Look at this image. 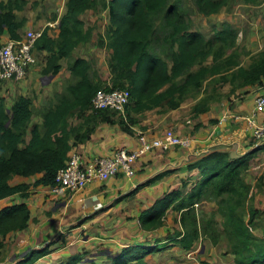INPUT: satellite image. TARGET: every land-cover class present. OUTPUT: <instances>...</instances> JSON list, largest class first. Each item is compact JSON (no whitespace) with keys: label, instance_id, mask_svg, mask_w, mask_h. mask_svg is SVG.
Segmentation results:
<instances>
[{"label":"trees","instance_id":"1","mask_svg":"<svg viewBox=\"0 0 264 264\" xmlns=\"http://www.w3.org/2000/svg\"><path fill=\"white\" fill-rule=\"evenodd\" d=\"M27 1L0 0V47L5 33L11 39H24L19 30L25 20L18 17V12L24 10ZM99 1L67 0L58 35H53L50 28L44 30L34 51L44 49L49 52L45 73H58L61 68L59 60L70 58L78 45L91 39L92 29L84 28L81 16L96 7ZM102 1L100 4L109 9L110 26L105 40H101L99 45L107 44L113 50L109 61L112 73L110 86L131 92L126 108L130 124L137 122L131 117L132 112L139 114L156 108L165 112L179 108L187 98L200 94L209 80L218 78L222 82H231L233 92L237 88L262 82L264 78V50L253 58L249 67L241 65L236 53L225 55L227 47L236 46L237 33L229 25L218 32L220 46L216 50L214 41L192 30L173 0H109L107 4ZM194 1L198 11L205 16L219 13L230 2ZM243 1L250 6H264V0ZM160 17H163V27L167 30L162 38L157 34L155 23ZM156 42L166 46L170 62L153 52ZM70 69L76 82L67 87L55 108L45 112L43 125L33 127L29 141L26 134L32 121L33 100L22 95L9 108L5 99L0 98V200L15 194L28 197L33 186H55L56 174L68 162L72 148L90 136L92 128L83 134L69 128L68 117L73 110L81 114L93 110L92 100L104 84L91 79V64L86 59H74ZM110 86L106 85V88ZM205 93L193 107L192 116L207 112L211 101L218 99L214 93ZM95 112L96 118H110L99 113L116 114L111 110ZM120 118L124 123L125 118ZM123 130L131 133L127 124ZM73 136L75 140L71 144ZM253 157L252 152L235 159L229 152L218 150L193 162L190 168L197 169L201 175L197 184L186 195L182 189L163 194L140 218L142 228L153 231L165 225L168 210L174 208L181 212V229L164 245L157 243L154 246L124 248L119 256L111 258V264H147L145 259L149 254L165 249L171 242L191 249L199 238H204L217 245L224 233L228 238V252L235 257L237 264H264V234L257 236L255 233L260 227L264 231V225L260 224L263 212L254 204L262 191L264 176H259L255 185L246 181ZM41 173L44 175L32 185L11 184L14 177L27 178ZM208 201L217 204V212L200 216L195 204ZM30 215L28 205L23 203L2 209L0 236L5 240L13 232L24 230ZM217 215L221 216V222L217 220ZM5 245L0 240V261ZM48 252L49 248L45 247L37 253L35 251V256L26 262L17 264H33ZM75 261L72 259L66 264Z\"/></svg>","mask_w":264,"mask_h":264},{"label":"crops","instance_id":"2","mask_svg":"<svg viewBox=\"0 0 264 264\" xmlns=\"http://www.w3.org/2000/svg\"><path fill=\"white\" fill-rule=\"evenodd\" d=\"M66 4L67 0H28L24 10L18 12V17L25 20L23 28L19 30L20 36L26 38L29 31H44L47 28L57 36ZM95 8L97 20L94 18L86 23V29H92L91 39L78 45L70 58L59 60L61 68L58 73L44 72L50 54L44 49H36L37 63L29 69L25 79L0 84V98L5 99L9 108L22 95L33 100L27 141L31 138L33 127L43 125L45 112L55 108L67 87L76 82L70 69L74 59L83 58L90 62L89 74L94 82L110 84L112 73L109 61L113 50L107 44L99 45L101 40H105L110 26L109 9L100 2ZM88 11L81 16L83 21ZM103 16L105 19H98ZM9 38L5 33L2 43ZM233 89V85L228 83L221 87L220 94L214 91L218 99L211 101L207 112L196 117L192 116V109L206 94L205 88L197 96L186 99L177 109L163 112L160 111L162 108H156L139 114L132 112L131 117L137 119L134 124L127 120V114L99 113L110 117L107 119L96 118L94 110L84 114L73 110L68 117L69 128H75L81 134L89 128L92 130L87 140L72 148L70 156L79 153L85 160L93 161L119 149L140 153L144 147L143 137L150 144L162 142L170 130L177 136L190 138V145H176L168 149L153 147L140 153L132 178H127L120 171L109 180H95L76 192L57 195L52 192L51 186L39 185L30 188L28 197L15 194L0 200V211L22 203L27 204L31 211L24 230L13 232L5 240L0 236V240L6 244L5 249L1 250L0 263L26 262L35 256V251L37 253L48 247L49 252L33 264H66L72 259H76L73 264H111V258L119 256L124 248L154 246L157 243L164 245L181 229V212L169 209L165 225L153 231L142 228V213L167 192L182 189L186 195L201 179L199 171L191 169L190 165L214 151H227L235 159L253 152L246 181L255 185L258 177L264 176V143L254 140L245 118L255 115L258 122L264 118L255 110L256 98L264 94V78L254 85L232 92ZM234 115L240 119L234 118ZM121 116L126 122H122ZM126 124L131 133L123 130ZM74 140L73 136L70 143L73 144ZM43 175L14 177L11 184L32 185ZM254 204L263 212L261 222H264V179L262 191ZM216 217L218 220L219 215ZM255 233L263 236V228L255 230ZM223 238L222 234L220 241ZM207 243L210 244L207 239L199 238L191 249H185L171 242L165 249L149 254L145 261L147 264H237L229 249H202Z\"/></svg>","mask_w":264,"mask_h":264},{"label":"built area","instance_id":"3","mask_svg":"<svg viewBox=\"0 0 264 264\" xmlns=\"http://www.w3.org/2000/svg\"><path fill=\"white\" fill-rule=\"evenodd\" d=\"M43 32V30L29 31L24 39L9 38L2 43L0 47V84L3 81L25 79L29 69L37 63L34 49ZM130 98L131 92L129 89H118L111 86L108 89L104 87L97 91L92 100V107L95 110H111L125 115ZM255 104L257 113L263 114L264 117V94L256 98ZM234 116V118L240 119L238 115ZM245 120L254 140L264 143V118L261 122H258L255 115H253L246 117ZM141 140L144 147L140 153L150 151L153 147L168 149L176 145H190V138L177 136L172 130L167 132L166 140L162 142L150 144L144 137ZM140 153L119 149L111 155L101 156L93 161H87L83 155L74 153L70 156L66 165L57 172L52 192L57 195L76 192L95 180H109L120 171L127 178H132L135 174V163ZM198 205L195 204L196 207Z\"/></svg>","mask_w":264,"mask_h":264},{"label":"rangeland","instance_id":"4","mask_svg":"<svg viewBox=\"0 0 264 264\" xmlns=\"http://www.w3.org/2000/svg\"><path fill=\"white\" fill-rule=\"evenodd\" d=\"M105 1L107 4V0ZM173 4H176L179 7L180 11L188 20L193 31L200 32L206 37L207 40L214 41L216 50H218L220 46V43L217 41L218 32L224 29L225 25H229L228 27L237 33L236 46L227 47L225 55L227 56L230 53H236L239 56L238 60L242 66H249V64L253 61V58L264 50V6H250L245 4L243 0H230L229 5L223 8L219 13L211 16H205L198 11L194 0H173ZM87 13L88 14L84 21L85 29L87 26L86 23L92 22L94 18L97 20L98 15L95 7L89 9ZM105 15H107V12ZM98 19H105V17H99ZM155 23L157 34L160 38H162V35L167 33V30L163 27V17L158 18ZM153 52L170 62L169 51L167 50L166 46L162 44V42H156ZM228 83L233 85L231 82H222L218 80V78H215L206 82L203 88L206 89L208 94H211L214 91L220 94L221 87ZM106 85L110 86V84ZM106 85H103L102 88L106 87ZM191 93L192 91H190V94ZM119 114L124 115L121 113ZM197 208L200 216H202V213H216L218 209L215 202L209 201L198 205ZM218 220L219 222L222 221L221 216H219ZM260 224L264 225V222H260ZM220 228L223 230L221 225ZM258 229L259 228L256 230ZM223 235L224 238L219 242V244L215 245L211 241L207 240V242L210 244L207 243L206 245L202 246V249H228V238L225 233ZM7 259L9 261V258H6V260Z\"/></svg>","mask_w":264,"mask_h":264}]
</instances>
